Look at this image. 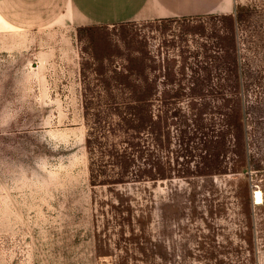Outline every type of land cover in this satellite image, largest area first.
Wrapping results in <instances>:
<instances>
[{
    "label": "rangeland",
    "instance_id": "374dc122",
    "mask_svg": "<svg viewBox=\"0 0 264 264\" xmlns=\"http://www.w3.org/2000/svg\"><path fill=\"white\" fill-rule=\"evenodd\" d=\"M225 26L209 15L85 28L0 27V264H264V161L249 171L240 160L204 179L89 180L80 70L89 44L99 54L108 47L147 52L146 65L150 56L169 63L172 80L196 78L198 92L191 95L187 85L173 106L189 115L194 98L201 124L209 126L221 100L210 86L227 77L204 66ZM235 39L246 99L264 107V7L235 30ZM252 116L249 148L264 154V123L258 128Z\"/></svg>",
    "mask_w": 264,
    "mask_h": 264
},
{
    "label": "trees",
    "instance_id": "16d2710c",
    "mask_svg": "<svg viewBox=\"0 0 264 264\" xmlns=\"http://www.w3.org/2000/svg\"><path fill=\"white\" fill-rule=\"evenodd\" d=\"M262 2L232 0L230 13L210 15L225 19L227 26L224 29L228 30L218 34L213 45L214 53L208 56L213 61L204 66L208 71L214 69L217 74L221 72L227 77L218 78L212 84L214 87L210 86L221 96V100L214 106L216 111L212 113H216L217 117L216 120L210 118L209 126L201 124L202 118L197 112L196 100H192L194 98L191 97L189 106L191 117L182 108L173 106V101L187 91V85H190L191 95L198 92L200 86L196 78L190 76L188 84L182 79L172 80L169 63L164 61L165 64H156L150 56L152 62L146 65L147 52L136 50L138 53H115L106 46L108 48L99 54L98 46L89 44V58L81 64L80 70L83 75V117L87 129L84 145L92 185L155 181L171 178V175L212 178L221 172L225 173L227 169L231 170L240 160L249 171L262 168L263 150L259 148L257 154L249 148L250 141L253 143L254 140L247 127L251 123L252 113L257 127L261 128L264 107H258L246 99V70L239 62L235 39V30L243 28L248 17L263 9ZM168 19L175 18L158 20ZM91 26L99 25L79 28ZM113 57L121 58L122 62H116ZM87 72L91 76H87ZM151 73L152 78L149 77ZM157 101L160 104L154 113ZM173 126L175 132L171 136L170 127ZM262 135L263 132H260L258 136ZM255 139L258 144V137ZM156 146L167 153L171 152V158L166 153L156 155ZM227 155L231 156L228 157L231 159L228 168L225 160ZM258 189L263 192L262 188ZM262 195H254L255 203H259ZM122 197H117L120 205L123 204ZM260 204L264 205V200Z\"/></svg>",
    "mask_w": 264,
    "mask_h": 264
},
{
    "label": "crops",
    "instance_id": "0c3cea01",
    "mask_svg": "<svg viewBox=\"0 0 264 264\" xmlns=\"http://www.w3.org/2000/svg\"><path fill=\"white\" fill-rule=\"evenodd\" d=\"M232 0H0V27L112 25L227 14Z\"/></svg>",
    "mask_w": 264,
    "mask_h": 264
}]
</instances>
